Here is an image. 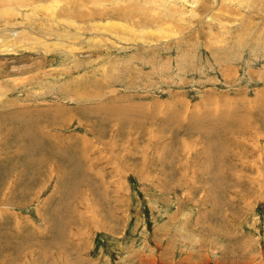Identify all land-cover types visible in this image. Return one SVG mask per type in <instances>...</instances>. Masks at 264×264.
I'll list each match as a JSON object with an SVG mask.
<instances>
[{"label":"rangeland","instance_id":"1","mask_svg":"<svg viewBox=\"0 0 264 264\" xmlns=\"http://www.w3.org/2000/svg\"><path fill=\"white\" fill-rule=\"evenodd\" d=\"M150 1L0 0V264H264V0Z\"/></svg>","mask_w":264,"mask_h":264},{"label":"bare ground","instance_id":"2","mask_svg":"<svg viewBox=\"0 0 264 264\" xmlns=\"http://www.w3.org/2000/svg\"><path fill=\"white\" fill-rule=\"evenodd\" d=\"M151 1H153V0H151ZM151 1H150V2H151ZM177 1H178V0H177ZM96 2H97V1H96ZM109 4H110V3H109ZM85 5H86V4H85ZM164 7H165V6H164ZM125 11H126V10H125ZM164 11H165V10H164ZM126 12H128V11H126ZM137 12H138V11H137ZM140 12H141V11H140ZM141 13H142V12H141ZM88 14H89V13H88ZM99 14H100V13H99ZM153 14H154V13H153ZM122 15H123V13H122ZM125 15H127V14L125 13ZM155 15H156V14H155ZM95 16H96V15H95ZM95 16H94V17H95ZM90 17H91V20L93 21V18H94V17L92 18V14L90 15ZM95 18H97V17H95ZM95 18H94V19H95ZM100 18H101V17H100ZM88 19H89V18H88ZM88 19H87V20H88ZM97 19H98V18H97ZM74 23H75V22H74ZM91 25H94V24L91 23ZM79 28H80V27H79ZM4 50H5V49H4ZM4 52H5V51H4Z\"/></svg>","mask_w":264,"mask_h":264}]
</instances>
